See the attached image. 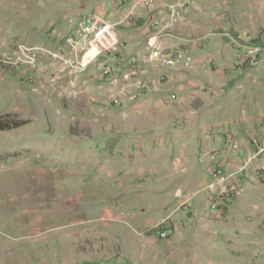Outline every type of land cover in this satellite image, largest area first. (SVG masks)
<instances>
[{
	"label": "rangeland",
	"instance_id": "obj_1",
	"mask_svg": "<svg viewBox=\"0 0 264 264\" xmlns=\"http://www.w3.org/2000/svg\"><path fill=\"white\" fill-rule=\"evenodd\" d=\"M85 14L118 42L75 75ZM6 121L26 124L0 130V264H264V0H0Z\"/></svg>",
	"mask_w": 264,
	"mask_h": 264
},
{
	"label": "built area",
	"instance_id": "obj_2",
	"mask_svg": "<svg viewBox=\"0 0 264 264\" xmlns=\"http://www.w3.org/2000/svg\"><path fill=\"white\" fill-rule=\"evenodd\" d=\"M70 32L66 36V44L68 45V56L63 57V61L68 67L71 74L82 75L87 72L88 64L86 58L94 55L93 61L101 56L102 49L114 47L118 42L114 30L118 27L116 23L101 15H79L72 17L69 21ZM152 46L151 57L154 62H159L166 67H172L176 64L174 56H167L158 42V37H152L150 40ZM94 51H98L97 54ZM42 49L20 45L8 59H16L17 64H27L36 66L38 56L43 55ZM191 58H187L185 64L189 65ZM106 72H110V68H105ZM250 146L251 156L253 159L264 158V125L260 132L251 138ZM254 151V152H252ZM217 155L213 154L211 160L216 161ZM215 177L213 188L219 190L221 196L232 197L238 193L240 183L233 181L232 177L225 176L218 167L214 168ZM217 207V205H216ZM162 238L168 237L167 230L160 231Z\"/></svg>",
	"mask_w": 264,
	"mask_h": 264
},
{
	"label": "trees",
	"instance_id": "obj_3",
	"mask_svg": "<svg viewBox=\"0 0 264 264\" xmlns=\"http://www.w3.org/2000/svg\"><path fill=\"white\" fill-rule=\"evenodd\" d=\"M26 122H18V121H6V122H0V130H6L8 128H12V127H19L22 125H25Z\"/></svg>",
	"mask_w": 264,
	"mask_h": 264
}]
</instances>
